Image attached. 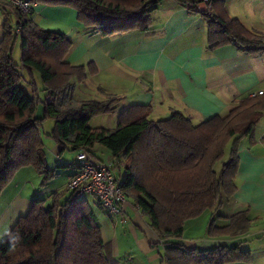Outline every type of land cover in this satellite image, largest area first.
<instances>
[{"label": "trees", "instance_id": "trees-1", "mask_svg": "<svg viewBox=\"0 0 264 264\" xmlns=\"http://www.w3.org/2000/svg\"><path fill=\"white\" fill-rule=\"evenodd\" d=\"M31 1L72 7L85 28L106 36L149 29L151 12L160 0ZM177 1L197 11L196 0ZM0 9L6 14L0 40V193L23 167L36 171L41 186L56 176L57 169H73L68 178L77 172L76 160L54 168L47 164L41 127L45 120H52L45 135L58 145L60 155L67 149L87 150L96 158L92 148L98 145L109 151L119 174L124 168L122 180L115 176L123 193L147 217L159 238L166 240L163 264L249 260V250L237 244L200 250L187 249L171 239L180 237L187 219L220 208L223 199L233 194L237 147L243 138L252 136L264 115V92L247 95L224 116L214 115L197 124L176 110L165 119L154 120L150 105L133 104L118 114L114 129L91 127L89 120L110 113L120 98L73 99L71 80L82 81L87 73L85 66L64 61L71 40L38 26L31 18L32 11L23 13L7 3H0ZM203 15L207 49L233 44L249 54L264 52V36L248 30L236 18L212 10ZM11 16L19 32L11 31ZM17 37L18 63L12 57ZM35 73L42 82L44 99L38 97ZM39 103L42 107L37 115ZM68 178L63 189L32 198L28 211L18 217L0 243V264H119L102 238L86 195L71 200ZM249 222L247 212L230 217L223 227L214 226L211 219L208 234H242Z\"/></svg>", "mask_w": 264, "mask_h": 264}, {"label": "crops", "instance_id": "crops-1", "mask_svg": "<svg viewBox=\"0 0 264 264\" xmlns=\"http://www.w3.org/2000/svg\"><path fill=\"white\" fill-rule=\"evenodd\" d=\"M196 1L197 11H192L188 3L160 0L151 12L149 29L106 36L85 28L69 6L37 3L31 18L41 28L60 32L71 40L64 61L85 66L86 77L71 80L73 99L102 101L112 95L120 98L110 112L113 118L138 104L150 105V118H158L154 120L165 119L176 110L197 124L214 115L224 116L247 95L264 92V52L249 54L233 44L207 49V21ZM211 10L226 13L264 36V0H216ZM92 69L94 72L89 73ZM97 147L100 150L101 146ZM50 150L61 157L58 145L53 143ZM108 156L114 163L110 153ZM237 156L231 197L224 198L220 208L187 219L180 237L171 241L200 250L237 244L249 250L250 259L226 264H264V115L252 136L239 142ZM65 185L66 181L56 190ZM18 187L14 185L0 204L2 240L18 217L28 211L33 194L42 192V188H35L26 197ZM52 191L43 190L45 195L40 197ZM126 198L125 210L118 215L96 204L104 212L101 219L96 217L103 240L112 255L117 260L123 258L124 263L136 259L135 252L141 264H163L166 240L159 238L133 200ZM243 212L250 219L246 232L233 236L208 234L211 219L214 226L223 227L230 217Z\"/></svg>", "mask_w": 264, "mask_h": 264}, {"label": "rangeland", "instance_id": "rangeland-1", "mask_svg": "<svg viewBox=\"0 0 264 264\" xmlns=\"http://www.w3.org/2000/svg\"><path fill=\"white\" fill-rule=\"evenodd\" d=\"M6 18V14L0 9V40L3 37V33H4V21ZM9 26L11 27V31L14 33L16 31V24L14 21V18L11 16L9 18V22H8ZM12 57L14 59V61L16 63H18L20 61V41H19V37H17V40L15 42V44L12 47ZM35 85L37 88V94L38 97L40 99H44L45 96V92L42 90V82L39 78V75L37 73H35ZM22 85L30 92L32 93L31 87L29 84L26 83L25 80H22ZM41 104L39 103L37 108H36V114L40 115L41 113ZM152 119H158V118H152ZM91 127H104V128H108V129H114L116 127L117 124V118H113L112 115L110 113H106V114H99V115H95L93 116L88 123ZM52 126V120H45L42 124V140L44 143V146L46 147V161L47 164L50 167H55L57 164H65V163H70L72 161L75 160V151L73 150H65L63 151V153L61 154V157L51 153L50 147L53 144V141L48 138L45 133L49 131V129ZM98 145H94L92 150L95 153V155H97V157H99V161H102L103 163H110L112 164V173L119 178L120 180L123 179L124 177V168L121 167V171L119 174V169L117 165H114V163L109 162V156L107 150L101 146L100 151L98 150ZM228 151V145L226 147V152ZM104 159V160H103ZM220 166V162L216 164V167L218 168ZM70 172L69 168H60L57 169V174L54 178H52L50 181H48L44 186H41L39 184L40 181V176L36 173V171L31 168V167H25V168H21L20 170L16 171V173L13 175V178L11 179L10 182H8V184L5 186L7 189L6 191H4L3 196L0 197V204L3 202L4 198L3 197H7L9 195V191L13 190L14 185H18V189H20L22 191L23 196H29L32 192H34L35 188H38L39 190H41L42 188V192L40 191V193L33 194L34 197H40L45 195L43 190H56L61 188L67 178L68 173ZM4 187V188H5ZM88 199L89 205L93 208L94 213H95V217L101 219L102 216L104 215V212L102 210H100V208L97 207L94 198H92V196L90 195H86L85 196ZM2 234H0V243L2 241ZM131 255V254H130ZM133 256H136V259L131 260L129 263H124L123 258H118L119 263H123V264H138L141 262L138 259L137 254H135V252L133 253ZM134 260H138L135 261ZM138 262V263H137Z\"/></svg>", "mask_w": 264, "mask_h": 264}, {"label": "built area", "instance_id": "built-area-1", "mask_svg": "<svg viewBox=\"0 0 264 264\" xmlns=\"http://www.w3.org/2000/svg\"><path fill=\"white\" fill-rule=\"evenodd\" d=\"M0 2L17 7L23 13H30L35 6L31 0H0ZM212 0H199L198 8L209 13ZM20 27H16L19 32ZM260 90L257 93L260 94ZM77 172L70 176L67 186L72 192L71 200L82 195H90L97 199L100 206L112 215H118L125 210L127 198L123 193L120 181L112 173L110 163H103L87 150H80L75 154ZM138 208V207H137Z\"/></svg>", "mask_w": 264, "mask_h": 264}]
</instances>
